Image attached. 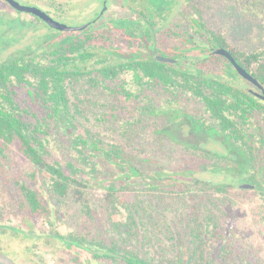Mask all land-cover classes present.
I'll list each match as a JSON object with an SVG mask.
<instances>
[{"label":"trees","instance_id":"1","mask_svg":"<svg viewBox=\"0 0 264 264\" xmlns=\"http://www.w3.org/2000/svg\"><path fill=\"white\" fill-rule=\"evenodd\" d=\"M151 2L156 14L101 17L0 60V234H19L5 213L54 225L77 204L94 218L90 193L99 188L109 236L51 233L73 263L259 264L251 250L235 252L227 235L235 186L256 195L264 220V100L213 49H228L264 86V45H232L197 0H184L185 26L169 18L181 0ZM162 31L180 43L164 49ZM169 141L201 162L159 163L161 151L178 152ZM23 162L31 166L24 174Z\"/></svg>","mask_w":264,"mask_h":264},{"label":"rangeland","instance_id":"2","mask_svg":"<svg viewBox=\"0 0 264 264\" xmlns=\"http://www.w3.org/2000/svg\"><path fill=\"white\" fill-rule=\"evenodd\" d=\"M24 5L37 6L43 10H50L57 20L71 26H78L96 19L104 6L105 0H18ZM205 1V0H204ZM197 0L204 11V18L209 26L219 32H223L229 42L234 45H241L242 48H252L264 45V0L257 2L254 10H245L248 0ZM106 11L105 22L116 16H129L130 4L124 0H109ZM55 4L56 7L50 6ZM66 4V11L61 12L59 5ZM57 8V9H56ZM201 8V7H200ZM245 8V9H243ZM191 8L181 0V3L173 9L170 19L173 24L182 23L188 25V14ZM249 12V13H246ZM18 18L20 21L15 25L12 19ZM0 60L11 52L21 48H36L43 39H48L57 30L51 28L37 16L29 13L20 12L5 0H0ZM245 24L243 29L238 25ZM107 27L103 31L107 32ZM59 31V30H58ZM77 31H68L66 34H73ZM159 44L167 50V47L179 44L180 41L174 34L160 32L158 35ZM86 97V95L84 96ZM97 95H94V98ZM153 140V138H152ZM151 141V137L148 139ZM151 143V142H150ZM172 149L178 152H171L170 149L161 151L156 158L159 163L164 165L196 166L201 161L194 156H189V151L182 149L179 144H173ZM153 144H151L152 146ZM19 171L24 174L25 170L31 169L27 162L19 163ZM211 177L212 174H205ZM215 180H222L223 176H213ZM0 184V202L5 198V192ZM36 188L44 192V197L48 199L45 190L41 189L39 182L32 183ZM102 189H93L90 193L92 207L94 208V218L85 216L79 205L72 204L67 214L61 215V220H56L52 225L45 217L33 218L27 212L18 215L6 214L3 219L5 225L18 228V235L12 230L5 234H0L5 248L14 257L19 259L22 264H76L71 261L73 253L67 251L62 242L55 238L51 233L60 230L63 233L72 229L78 231L91 232L93 235L100 233L109 236V223L105 207L102 205ZM231 202L230 214L231 224L227 237L233 241L234 251L238 252L242 248L251 250L255 255V260L259 264H264V220L261 209L258 206L256 195L250 190H243L240 187H233L229 193ZM4 202V201H3ZM5 204V203H3ZM172 215V214H170ZM225 239L221 243H225ZM238 254V253H237Z\"/></svg>","mask_w":264,"mask_h":264},{"label":"water","instance_id":"3","mask_svg":"<svg viewBox=\"0 0 264 264\" xmlns=\"http://www.w3.org/2000/svg\"><path fill=\"white\" fill-rule=\"evenodd\" d=\"M10 6H12L14 9L20 11L32 14L34 16H37L42 21H44L46 24H48L51 28H54L59 31H81L90 26L92 22H96L107 10V0L104 1L103 9L100 13V15L94 19L93 21L84 23L82 25L78 26H71L66 23H62L59 20H57L55 17H53L51 14H49L47 11L37 7V6H30V5H24L18 0H5ZM213 53L220 54L223 56H226L231 63L234 65L237 72L243 76L246 80L252 82L254 85H256L260 90L261 93L259 94L260 98L264 100V86L258 81L256 77L253 76L251 72H249L246 68H244L233 56V54L226 48H214ZM158 59L163 61H172L171 58L159 55ZM0 264H17L12 258L7 256L2 250H0Z\"/></svg>","mask_w":264,"mask_h":264},{"label":"flooded vegetation","instance_id":"4","mask_svg":"<svg viewBox=\"0 0 264 264\" xmlns=\"http://www.w3.org/2000/svg\"><path fill=\"white\" fill-rule=\"evenodd\" d=\"M108 1L109 0H107V5L109 4L108 3ZM6 2V1H5ZM7 3V2H6ZM70 3H72L70 0L68 1V4H70ZM131 3H132V5H130L129 6V12L131 13V15H129L130 17L131 16H135L136 18H138V16H139V14H141V11H145V12H148V13H152V11H153V13H157V10H156V8H155V6H154V4L151 2V0H132L131 1ZM8 4V3H7ZM8 5H10V4H8ZM50 6H53V8L54 7H56V5L55 4H51ZM12 7V6H11ZM177 6H172V10H171V13L173 12V9L174 8H176ZM107 8H108V6H107ZM55 9V8H54ZM57 9V8H56ZM155 10V11H154ZM167 10L168 9H166V11H165V13L166 14H168L167 13ZM47 12L48 11H50V10H46ZM107 11V10H106ZM106 11H105V13H106ZM49 13V12H48ZM103 14L101 17H105L106 16V14ZM170 13V14H171ZM50 14V13H49ZM53 16V15H52ZM171 16V15H170ZM101 17L99 18V19H101ZM155 16L154 15H152V18H154ZM168 17V16H167ZM170 18V17H169ZM98 19V20H99ZM159 34V33H158ZM246 80V79H245ZM246 81H248V80H246ZM250 82V81H249ZM251 84H252V90L257 94V96L258 97H260L259 96V94L261 93V90L256 86V85H254L252 82H250ZM2 237H0V250H2L7 256H9L10 258H12L17 264H22L20 261H19V259H17L16 257H14L11 253H9V251L5 248V246H4V244H3V242H2Z\"/></svg>","mask_w":264,"mask_h":264}]
</instances>
